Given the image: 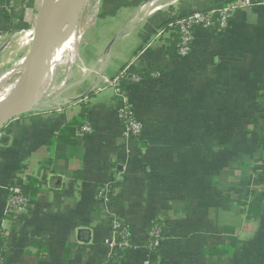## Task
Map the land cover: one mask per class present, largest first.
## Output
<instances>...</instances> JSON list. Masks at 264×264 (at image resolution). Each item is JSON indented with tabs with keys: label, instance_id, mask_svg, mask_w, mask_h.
<instances>
[{
	"label": "crops",
	"instance_id": "crops-1",
	"mask_svg": "<svg viewBox=\"0 0 264 264\" xmlns=\"http://www.w3.org/2000/svg\"><path fill=\"white\" fill-rule=\"evenodd\" d=\"M0 2L25 55L41 0ZM102 4L94 39L80 46L84 80L50 87L1 132L3 264H264V0ZM228 4L225 29L196 26L187 54L168 51L166 20ZM124 97L137 136L118 118ZM76 117L91 131L71 132ZM15 181L29 200L19 212L7 206ZM114 220L128 248L111 250ZM151 224L161 230L152 247Z\"/></svg>",
	"mask_w": 264,
	"mask_h": 264
},
{
	"label": "water",
	"instance_id": "water-1",
	"mask_svg": "<svg viewBox=\"0 0 264 264\" xmlns=\"http://www.w3.org/2000/svg\"><path fill=\"white\" fill-rule=\"evenodd\" d=\"M87 1L41 0L31 43L20 62L22 71L11 92L0 99V134L11 120L32 112L44 99L51 77L50 56L75 30Z\"/></svg>",
	"mask_w": 264,
	"mask_h": 264
},
{
	"label": "built area",
	"instance_id": "built-area-1",
	"mask_svg": "<svg viewBox=\"0 0 264 264\" xmlns=\"http://www.w3.org/2000/svg\"><path fill=\"white\" fill-rule=\"evenodd\" d=\"M234 7L235 4H228L216 9L217 16L215 19L212 18V14L215 13V10L207 12L194 10L185 14L184 16L174 18V21L169 23L168 28L171 33H174L177 36L176 53L178 55L183 56L190 51L193 39V30L196 26H215L218 30L225 29L230 22L232 16V9ZM3 10H7V6L0 2V13ZM157 34L161 35L162 31L158 30ZM123 76L125 77V75ZM128 78L132 79L133 81H138L141 79L138 74H128ZM262 95L264 97V91ZM117 115L123 125L125 135L137 136L138 134H140L141 125L130 111L127 99L125 97L123 99V103L118 108ZM78 131L80 135H83L84 133L91 131V126L87 123L83 124ZM8 191L9 196L7 206L10 211L19 212L28 207V197L22 192V188L20 187L19 183L9 186ZM157 226L158 224H155L147 232V237H149L151 247L153 246L152 244L158 243L161 236V230H159V227ZM109 246L111 247V250H113L115 247H129L128 232L124 227L121 226V223L116 220H114L112 223V231L111 237L109 239ZM148 263V260H145V264ZM0 264H3L1 245ZM100 264H107V262L103 261Z\"/></svg>",
	"mask_w": 264,
	"mask_h": 264
},
{
	"label": "rangeland",
	"instance_id": "rangeland-1",
	"mask_svg": "<svg viewBox=\"0 0 264 264\" xmlns=\"http://www.w3.org/2000/svg\"><path fill=\"white\" fill-rule=\"evenodd\" d=\"M102 2L103 0H88L85 4L83 12L81 13L75 27L78 34H80L76 50L77 58L75 60H70L69 57H64L59 62L54 63L51 70L49 88L56 89V87H59L60 91L69 90V88L71 89L74 87V83H80L84 80L82 79L80 72L82 69V62H84L86 57H83L80 46L86 45V43L94 39V31L92 30L94 23L98 20L99 12L103 5ZM105 21L108 20L105 19L103 21L104 23H107ZM15 23H17V21H12V25L8 28L7 34L4 39L0 41V99L5 97L3 96L4 90L15 81L22 71V65H20V62L27 49V46L24 44L25 39L23 31L18 32V29H12L14 28L13 25ZM27 38L29 39V36ZM71 94L67 95V98L74 95ZM55 97L56 96L54 95L51 97V101H54L55 104H64L68 101L66 98ZM0 135H2V133Z\"/></svg>",
	"mask_w": 264,
	"mask_h": 264
},
{
	"label": "trees",
	"instance_id": "trees-1",
	"mask_svg": "<svg viewBox=\"0 0 264 264\" xmlns=\"http://www.w3.org/2000/svg\"><path fill=\"white\" fill-rule=\"evenodd\" d=\"M222 6H220V7H216L215 8V13H213L212 14V18L213 19H215L216 18V16H217V10L216 9H218V8H221ZM203 12H207V11H203ZM13 16V14H11V12L9 11V10H3L1 13H0V25H1V27H3L6 23H10L11 21H12V17ZM174 21V19H169V20H166L161 26L162 27H165V28H168V25H169V23H171V22H173ZM174 36H176V34H173V37ZM170 40V46L168 47V51L169 50H171V51H175V53H176V51H177V46H176V42H177V36L173 39V38H171V39H169ZM133 71H135V70H133ZM138 71H136V73H137ZM83 120H82V118H78V117H76V118H74L70 123H69V130L71 131V132H73V130H74V128L76 127V128H78V130H79V128L84 124L83 122H82ZM76 130V129H75ZM2 140H3V138H0V143H2ZM262 147H263V149H262V156H260L259 158H256L257 160H261V161H264V141L262 142ZM264 163V162H263ZM17 183H19L20 184V187L22 188V182L20 183V181H15V182H13L10 186H12V185H14V184H17ZM22 192H23V189H22ZM24 193V192H23ZM24 195H25V193H24ZM151 227H152V224H151ZM151 227H149L148 229H147V232L149 231V229L151 228ZM147 234V233H146ZM1 241H2V239H1V233H0V243H1ZM103 261H100L99 263H97V264H100V263H102ZM108 264V263H107Z\"/></svg>",
	"mask_w": 264,
	"mask_h": 264
},
{
	"label": "bare ground",
	"instance_id": "bare-ground-1",
	"mask_svg": "<svg viewBox=\"0 0 264 264\" xmlns=\"http://www.w3.org/2000/svg\"><path fill=\"white\" fill-rule=\"evenodd\" d=\"M156 5V4H155ZM80 34H78L77 29H75L71 35L66 37L64 41L59 45L54 52L50 56V67L51 70L54 66V63L59 62L62 60L64 57H69L70 60H75L77 58V43L79 40ZM18 78V77H17ZM8 86L7 89L4 90L3 96H7L13 88V86L16 83V80ZM59 88V87H58ZM57 89V87H56Z\"/></svg>",
	"mask_w": 264,
	"mask_h": 264
}]
</instances>
